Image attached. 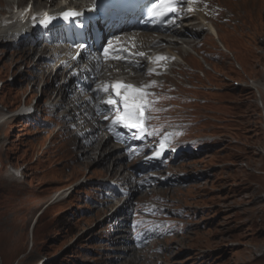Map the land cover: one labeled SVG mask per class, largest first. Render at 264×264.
I'll return each instance as SVG.
<instances>
[{
    "label": "rangeland",
    "instance_id": "obj_1",
    "mask_svg": "<svg viewBox=\"0 0 264 264\" xmlns=\"http://www.w3.org/2000/svg\"><path fill=\"white\" fill-rule=\"evenodd\" d=\"M201 1L224 2L225 8L218 5L217 12L228 14L233 9L236 17L225 23L216 13L210 23L218 26V41L206 32L194 34L201 38L193 48L203 62L186 52L188 67L177 65L169 77L161 73L157 81H149L150 88L142 86L141 90L146 97L145 89H168L166 78L170 80L171 93L161 94L164 98L150 93L145 99L148 120L158 134L172 130L175 124L184 125L180 138L174 135L178 144H187L183 159L171 170L181 175L177 185H167L156 195L138 200L141 221L160 209L153 221L164 225L161 251L156 248L158 238L152 248L140 249V243L150 246L153 236L144 243L141 233H135L141 230L137 221L130 220L127 229L110 233L116 223L110 215L123 214V207L135 194L119 200L113 209L115 200L103 203L90 180L97 176L113 180L122 168L108 166V161L95 162L91 149L86 152L92 157L81 152V160H73L63 133L50 137V124L46 131L38 126L42 124L39 120L31 124L15 117L0 123V264H15L17 259V264H36L40 258L47 259L44 264H156L152 262L155 258L163 261L159 264H264V158L260 152L264 151V123L255 102L258 95L264 104V0ZM8 44L7 39L0 40V114L5 117V111L22 102L39 101L46 88L54 89L43 78L44 72L37 73L39 59L32 62L36 46L30 54L31 48L12 50ZM180 74L202 87L184 89ZM39 81L46 84L38 88ZM170 95L186 101L172 102ZM57 97L56 93L47 97L48 110L55 109L48 103ZM159 99L163 100L162 111ZM155 106L164 122L155 119ZM43 117L60 124L55 114ZM7 163L21 166V179L5 174ZM187 164L190 168L182 171ZM108 169L112 172H106ZM82 173L86 179L54 198L57 190ZM162 191H170L165 192L170 195L164 197ZM51 196L52 203L42 209ZM40 211L33 247L24 256L26 245L32 243L29 223Z\"/></svg>",
    "mask_w": 264,
    "mask_h": 264
},
{
    "label": "bare ground",
    "instance_id": "obj_2",
    "mask_svg": "<svg viewBox=\"0 0 264 264\" xmlns=\"http://www.w3.org/2000/svg\"><path fill=\"white\" fill-rule=\"evenodd\" d=\"M22 1L23 0H12L14 5H16L17 7L20 4H22ZM47 1L48 0H28L27 5H28L29 8H33V7H45L47 5L53 4V2L47 3ZM9 3H10V0H0V5H2V6L7 7V5ZM64 3H67V1H64ZM192 7H193V15L188 17V18H186V19L180 20L178 26L173 29L174 34L178 36L177 37L178 41L176 43H174L172 41L171 42L170 41L169 42H162V44L159 46L162 49L161 63H166L167 65L172 64L173 59L169 56V53L171 51H173L174 54L176 53L175 55L178 57L179 60H182L183 58L178 56V55L182 56L183 55L182 53H184V51L187 50V49H193L194 50L193 43H194L195 40L191 39L192 35L194 36V34H197L199 32H201V33L202 32H206V33H209L211 35V37H213L215 40H217L218 36H217L216 31L212 28V23L205 22V14H204L205 11L201 8L202 6H198V5L192 4ZM0 13H2L1 7H0ZM218 15L220 17V20L224 21L225 23H228L229 21H231L233 18L236 17V15H234L233 9H230L228 11V14L227 13H223L221 11L220 13H218ZM112 21L115 22V18H113ZM109 23H111V22H109ZM22 24H23V22L19 21V20H14V21H11V22H7L6 21L5 24L0 23V40L1 39H7V41H10L11 39H15L20 32L24 31V28H22ZM203 25H204V28L202 29L201 27ZM182 33H186L188 35L187 36L186 35L182 36V35H184ZM142 36H146V35L143 34ZM30 48L31 47H27V50L30 49ZM42 49H43V47H38L37 50L38 51H42ZM27 53L28 52H25V56L27 55ZM39 58L42 59V57L38 56L37 59H39ZM40 62L41 63L36 64V65H38L37 73L42 75L43 72L44 73L47 72L49 66L44 61H40ZM151 71H153L154 73L158 74L157 71L154 68L151 69ZM143 79H144L143 76L142 77H138L137 79H134L132 77L133 87L131 88V90L132 91H133V89L137 90V91L134 92V94H138V97H140V98H144V97H142L143 95H141L142 94L141 90L143 88L142 86L150 88L149 87V83L150 82L146 81V80H143ZM143 81L146 83L145 85L143 84ZM51 82L52 81L50 80L49 81L50 85L52 84ZM45 84H46V82H45ZM53 87H54V91L58 95V97L56 99H54V100H49L48 104H49V107L60 109V106L64 102V99H65L66 83L59 84V85L56 86V88H55V85ZM263 87H264V83H263ZM70 109H72V107L71 106H67V110H70ZM51 110L53 111V109H51ZM84 111H85V115H87L88 110H84ZM61 114H62L63 117H68L67 111L62 110ZM78 119H79V121H83L84 120L83 117H79ZM96 149H97L96 156H94L95 159H99L101 162H107V161L110 160L111 155H112L111 151L102 150L101 148H97V147H96ZM108 150H110V148H108ZM124 171H119V176H121ZM169 177L170 176L168 175V176H166L164 178V180H161L159 175H153L152 178H149L146 182H139L138 185H133L132 186V190H131L132 191V195L136 194V192L138 193L142 189V187H145V190H146L149 187V184L152 183V181H153V185H152L153 187L155 185L166 184L168 179H169ZM144 183H146V184H144ZM134 188H136V189L134 190ZM127 198L129 199V197H127ZM133 240L134 239H132V241ZM134 242L136 243L135 240H134ZM162 243H164V242H162ZM159 244H161V243H159ZM140 247H142V246H140ZM158 247H159V249H158L157 252H160L161 248H160V246H158ZM147 249H149V248H147ZM141 250H146V249H141ZM143 253H147V252H141V254H143ZM152 262H155L156 264H159L160 262H163V261L160 258L159 259L155 258Z\"/></svg>",
    "mask_w": 264,
    "mask_h": 264
},
{
    "label": "snow or ice",
    "instance_id": "obj_3",
    "mask_svg": "<svg viewBox=\"0 0 264 264\" xmlns=\"http://www.w3.org/2000/svg\"><path fill=\"white\" fill-rule=\"evenodd\" d=\"M172 2L173 0H167V2L165 3V0H161V3H165V7H166V11H157V8L159 7V5L157 4H152L151 8L148 10V15L150 16H154L157 19H160L162 17L167 16L168 12H175L174 7H172ZM41 20L40 23L44 26L49 25L54 19H56L57 17L49 15L47 13H41ZM82 15L81 12H77L74 10H67V11H62L59 13V16L64 19V20H69L70 18H74V19H79V17ZM33 19H35V16L33 17ZM171 24H175L174 20L168 21ZM80 49H84L85 45L84 44H80L79 45ZM81 54L78 53L76 58H79ZM103 55L105 56V58L109 57V47H104L103 48ZM142 55V54H141ZM157 59H161V57H157ZM113 87H123V88H131V85H124L121 84L119 81L115 82ZM97 91H100L99 89H97ZM137 90L133 89V92H135ZM119 95V93H117ZM108 105H116L117 103H121L124 106V113L122 116L117 118L116 122H120L123 121L124 122V127L126 128H132V129H137L140 132H144L145 128L144 125L138 121H142L144 119L143 113L142 111L139 113L138 115V109L142 110L144 109L145 105L142 102H137L135 99V96L131 93L120 96V100L119 102L109 99L106 102ZM148 135H152V133H147ZM167 140L168 137L165 136L164 138H162L160 140L159 143V149L160 151L156 152L155 155H159L161 151H163L166 147L167 144Z\"/></svg>",
    "mask_w": 264,
    "mask_h": 264
}]
</instances>
